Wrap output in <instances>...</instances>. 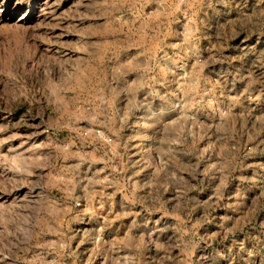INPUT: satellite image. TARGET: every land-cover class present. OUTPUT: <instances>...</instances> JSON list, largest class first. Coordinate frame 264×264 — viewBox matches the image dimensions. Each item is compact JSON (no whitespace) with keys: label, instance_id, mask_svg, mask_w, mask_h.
I'll return each mask as SVG.
<instances>
[{"label":"rangeland","instance_id":"rangeland-1","mask_svg":"<svg viewBox=\"0 0 264 264\" xmlns=\"http://www.w3.org/2000/svg\"><path fill=\"white\" fill-rule=\"evenodd\" d=\"M0 264H264V0H0Z\"/></svg>","mask_w":264,"mask_h":264}]
</instances>
